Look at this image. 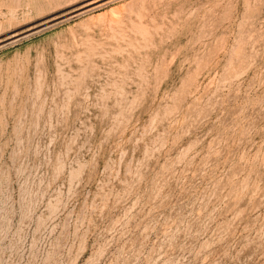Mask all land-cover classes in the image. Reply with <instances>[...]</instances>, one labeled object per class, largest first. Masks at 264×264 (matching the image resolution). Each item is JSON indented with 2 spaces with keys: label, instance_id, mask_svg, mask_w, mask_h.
Segmentation results:
<instances>
[{
  "label": "rangeland",
  "instance_id": "374dc122",
  "mask_svg": "<svg viewBox=\"0 0 264 264\" xmlns=\"http://www.w3.org/2000/svg\"><path fill=\"white\" fill-rule=\"evenodd\" d=\"M0 264H264V0H0Z\"/></svg>",
  "mask_w": 264,
  "mask_h": 264
}]
</instances>
